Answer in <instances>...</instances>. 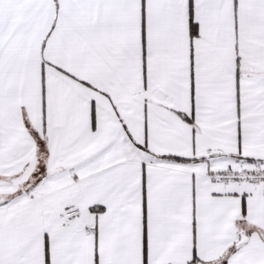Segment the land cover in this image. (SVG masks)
<instances>
[{"label":"snow or ice","instance_id":"obj_1","mask_svg":"<svg viewBox=\"0 0 264 264\" xmlns=\"http://www.w3.org/2000/svg\"><path fill=\"white\" fill-rule=\"evenodd\" d=\"M0 264H264V0H0Z\"/></svg>","mask_w":264,"mask_h":264}]
</instances>
